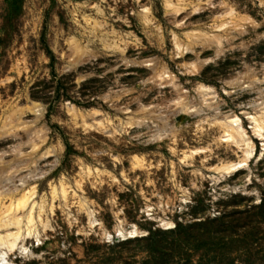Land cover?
<instances>
[{"label":"rangeland","instance_id":"1","mask_svg":"<svg viewBox=\"0 0 264 264\" xmlns=\"http://www.w3.org/2000/svg\"><path fill=\"white\" fill-rule=\"evenodd\" d=\"M171 1L182 2L175 18L164 0H0V128L18 108L33 120L34 101L42 107L35 127L45 135L38 142L32 134V149L21 130L0 131L1 188L35 186L34 200L44 204L40 219L34 212L35 235L24 239L29 251L9 252L6 264H264L263 141L242 113L264 90V0ZM225 5L249 17L241 32L223 34L218 54L201 42L178 53L173 36L185 44L189 32L211 34ZM74 44L91 55L72 64ZM150 58L166 65L193 105L204 83L219 103L213 111L237 113L255 147L247 167L213 180L212 168L239 152L217 139L211 109L175 114L173 88L152 82L150 61L142 62ZM196 58L204 61L193 73L183 62ZM70 105L97 110L106 128L73 120ZM158 129L166 135L152 140ZM200 146L204 152L180 160L182 150ZM61 181L65 196L52 198ZM118 223L140 232L116 237Z\"/></svg>","mask_w":264,"mask_h":264},{"label":"bare ground","instance_id":"2","mask_svg":"<svg viewBox=\"0 0 264 264\" xmlns=\"http://www.w3.org/2000/svg\"><path fill=\"white\" fill-rule=\"evenodd\" d=\"M165 8L167 11L173 15L175 18L176 15L180 14V10L182 9V2L175 3L171 0H164ZM210 2V0L208 1ZM195 5V4H194ZM199 7V6H198ZM198 7H194L193 9H197ZM192 9V10H193ZM223 14H219L215 16L217 22L212 23V33L208 34L205 32H197L191 33L188 43H181V41L173 36L174 45L178 53H182L185 49L191 48L195 43H202L210 45L213 44L216 46V53L222 51L221 38L222 35L228 34L231 29L237 28L239 32H241L240 27L241 20H247L249 17L247 15L238 14L233 10V8L229 5H225L222 11ZM225 15H229L230 19L223 20L221 19ZM140 17L145 25H149L152 23V15L148 6H143L140 11ZM219 18V19H218ZM91 30V29H90ZM113 41V40H112ZM114 43V42H113ZM103 45V44H102ZM107 46H113L109 43ZM72 50L74 53V57L72 58V64L75 62H79V60H83V56H90L91 53L85 52L79 48L77 45H72ZM118 49V47H116ZM115 48V49H116ZM122 50V49H121ZM82 56V57H81ZM152 59H145L143 61H150L147 65L151 66L152 75L151 81L156 83L157 85H168L173 88L174 98L173 104L175 107V114L187 113V112H199L201 109H211L212 114L210 117L209 124H212L218 129L217 139L222 142H225L227 146H231L235 148V152H239L236 156L237 158L234 160H221V162L215 165L212 169L218 173L217 176L212 177L213 180L222 177L225 174H230L240 168L247 167L248 162L251 157L254 155V142L251 138V135L255 138L262 140V150L264 151V90L258 88L256 90L257 97L253 100L251 104V111H243V114H246L245 118L249 119L250 125L248 128L251 129V135L247 134L246 129L243 127L241 118L237 115L233 110H229L225 113L213 111L218 107V101H216L215 93L213 88L204 83H198L196 86V91L199 98L200 104H192L189 100H187V94L181 90L179 83L177 82L176 77L171 74L166 65L158 64L157 61H151ZM128 61V60H126ZM203 59H195L190 62H183V65L188 68L190 72H198L199 68L203 64ZM237 79V78H236ZM239 79L235 80L234 84L242 83ZM250 84H253L249 81ZM202 105V106H201ZM192 107V108H191ZM29 111L35 115L34 119L31 121H27L22 119L23 110L18 108L15 114V118H11L9 116L8 120L1 125L0 131L2 132H11L16 134L17 130H21L28 138L27 142L33 148H37L38 144L35 141V138L32 139V134H36V140L38 142H43L45 140V135L43 132V128H36V121L42 115V107H40V103L31 102ZM67 111L73 118V120L80 119L81 124L85 127L92 129L103 130L106 126L103 124L101 118L97 117L99 112L95 109L90 110H78L75 109L74 106H68ZM13 117V116H12ZM107 118V117H106ZM133 118V117H132ZM208 119V118H207ZM204 120V119H203ZM202 122V121H201ZM200 122V123H201ZM173 127H170V131ZM165 129L155 130L150 137L152 140L162 139L166 133ZM38 131H42L41 134H38ZM112 134V132H110ZM206 147H192L186 150L181 151V159L180 160H188V158H192V156L199 152H204ZM49 149H46L45 152H49ZM136 164L141 165L142 159L136 155H133ZM92 170V169H91ZM3 168H0V173H2ZM88 175L90 174V168L86 167L84 170ZM96 171H99L98 169ZM98 173V172H96ZM102 173V172H101ZM82 174V173H81ZM91 175V174H90ZM1 179V178H0ZM1 182V180H0ZM79 184V181H76ZM65 184L61 181L59 184V190L55 186H51V196L52 198L55 195L60 194L62 197L66 194ZM3 185L0 183V264H6L8 262L7 255L9 252L17 250L19 253H27L29 249L24 244V239L30 235H35L36 227H35V215L34 212L37 210L38 214L36 215L38 219H40L39 214L43 209L42 200L35 201L34 196L36 195L35 186H30L27 189H23L22 187H17L16 185H8L5 188H1ZM88 216L89 223H95V217L93 218V210L88 209L86 203L84 201L81 202V205ZM51 209V207H50ZM49 209V210H50ZM51 211V210H50ZM121 222V221H120ZM163 224H168V221H164ZM46 222L43 226H46ZM114 232L116 237L126 238L132 237L140 232L138 228L131 224L128 227H124L122 223L116 224L114 228ZM105 235L109 236L108 233L103 232Z\"/></svg>","mask_w":264,"mask_h":264}]
</instances>
